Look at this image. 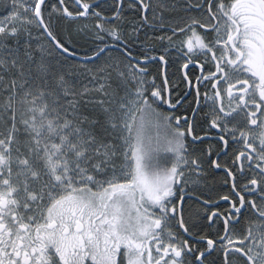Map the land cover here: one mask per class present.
<instances>
[{"label":"snow or ice","instance_id":"6c2138e0","mask_svg":"<svg viewBox=\"0 0 264 264\" xmlns=\"http://www.w3.org/2000/svg\"><path fill=\"white\" fill-rule=\"evenodd\" d=\"M0 8V264H264V0H185L198 15L179 19L165 15L169 0ZM126 9L171 33L158 39L184 61L191 121L159 110L182 100L173 102L167 80H148L147 64H167L164 54L133 58ZM89 19L80 54L59 26ZM201 99L215 152L188 147L189 137L208 138L196 133ZM230 151L223 163L212 158ZM212 169L231 184L219 197L225 211L196 188ZM245 210L248 227L237 232Z\"/></svg>","mask_w":264,"mask_h":264},{"label":"flooded vegetation","instance_id":"af4514ba","mask_svg":"<svg viewBox=\"0 0 264 264\" xmlns=\"http://www.w3.org/2000/svg\"><path fill=\"white\" fill-rule=\"evenodd\" d=\"M94 2L99 4L100 7H104L105 9H107V7L111 4V0H94ZM169 4L170 8L169 11L165 13L166 16L171 14V16L179 19L180 17L198 15V13H196L195 11L189 12L186 10L185 0H169ZM126 19L127 25L124 29V32L126 35H129L131 38H133L132 44L130 45L133 52V57L137 59H140L145 55L159 57V55L161 54H164L166 57L167 64L160 63L158 60L147 64L149 82L154 81L157 86L162 87L165 83V80H167L173 102H175L176 100H182V103L179 104L174 111L169 110L166 105H160L159 110L163 112L164 115H187L189 120L191 121L193 109L196 107L195 90L188 88L187 84L182 81L181 72L178 71L184 61L176 48L169 45L167 39H164L163 41L158 39V37L161 36L167 37L171 35V33L167 29L159 28L158 21L155 20L151 13L149 14L148 22L141 24L140 17L134 11L126 9ZM89 20L95 23V20ZM133 25L139 28L138 33L133 31ZM174 42L178 44L179 40L176 39ZM166 49L168 51H166ZM157 67L158 70L156 69ZM203 91L204 89L201 88V92ZM209 113L210 106H204V101L203 99H201V110L195 113L196 133L197 135L206 133L208 135V138L202 144H192L191 137H189L188 147L190 151L193 148L199 150L201 148L208 149L210 147L213 148L214 152L216 151V149L214 148V131H210L208 128V121L211 119ZM197 154H199L198 151ZM230 155L231 151L229 152V156L221 154L219 157L213 155L212 158H218L223 163L225 160H228ZM203 175L204 180L196 186L197 190L201 192L203 196L210 198L214 202V204L218 202L219 210H227L228 204L224 201L219 200V197L221 195L228 194L231 189L230 183H224L225 173L223 169L206 170ZM191 187H193V185L191 184V182H189V188ZM189 195H195V193H189ZM189 206H192L193 208L197 207L193 204L192 199H186L185 207L188 208ZM249 217L250 213L245 210L243 216L241 217L240 224L236 226L237 232H239L241 229H247ZM204 223L206 224L207 221H204ZM218 227L222 234V221L219 222ZM204 231L211 232L214 235L217 231V226H214L211 229L205 228Z\"/></svg>","mask_w":264,"mask_h":264},{"label":"trees","instance_id":"16d2710c","mask_svg":"<svg viewBox=\"0 0 264 264\" xmlns=\"http://www.w3.org/2000/svg\"><path fill=\"white\" fill-rule=\"evenodd\" d=\"M2 11H3V9L0 8V12H2ZM91 23H92V25L94 24V22H91L90 20H80V21H76V22L72 23L71 26L69 27L66 23L62 22L61 25L59 26L58 35L61 38L67 40L68 39V33L71 32L72 33V40L74 41L72 43V47H74L78 53L83 54L87 50V48L89 47V41H88V38L83 34V32L78 33V30L84 25H87L90 28L92 26ZM39 44L42 45L44 48L49 47L47 41L43 40V39L39 40ZM110 53L112 56H115L117 58H121V57H119V53L117 51H112ZM125 62L127 63V61H125ZM70 63H72L76 67L80 68L79 67L80 64L78 61L74 60V61H71ZM89 66L92 67V65H89ZM80 69H81V71H85L83 68H80ZM156 69L158 70V67ZM76 78L81 84H88V80L84 76L80 75V73H76Z\"/></svg>","mask_w":264,"mask_h":264},{"label":"rangeland","instance_id":"374dc122","mask_svg":"<svg viewBox=\"0 0 264 264\" xmlns=\"http://www.w3.org/2000/svg\"><path fill=\"white\" fill-rule=\"evenodd\" d=\"M109 55H111V53H109ZM79 67H80V68H83V66H82V65H80ZM89 67H90V66H89ZM83 69H84V68H83ZM84 70H85V69H84Z\"/></svg>","mask_w":264,"mask_h":264},{"label":"water","instance_id":"95a60500","mask_svg":"<svg viewBox=\"0 0 264 264\" xmlns=\"http://www.w3.org/2000/svg\"><path fill=\"white\" fill-rule=\"evenodd\" d=\"M134 59H137V58H135V57H133ZM76 61H78V60H76Z\"/></svg>","mask_w":264,"mask_h":264}]
</instances>
